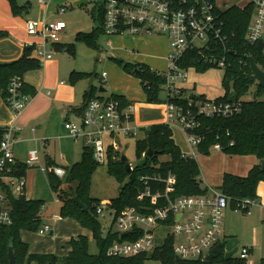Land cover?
<instances>
[{"label":"trees","instance_id":"16d2710c","mask_svg":"<svg viewBox=\"0 0 264 264\" xmlns=\"http://www.w3.org/2000/svg\"><path fill=\"white\" fill-rule=\"evenodd\" d=\"M10 13L13 16L25 17L31 8L29 0L19 3L18 0H6ZM252 5L244 7L231 5L226 9L215 8V14L221 23V38L212 40L206 49L198 52L194 49L186 52L179 65L182 68H194L198 71L210 67L223 69V94L214 98L219 102H236L239 108L233 113L222 116H204L197 113L194 103L205 99L202 94H195L186 88H180L179 93L168 100L184 110H190L196 121L191 132L199 141L196 151L208 154L213 144L219 143L222 152L229 155H253L259 162L254 164L244 176L224 172L218 189L228 198V205L242 213H247L250 207H244L242 202L257 199L256 185L264 181V88L258 84L249 69L247 56H252L257 66L264 71V55L255 46L245 41L246 26L252 14ZM103 0L91 12L94 21L92 29L88 32L78 31L74 35L75 41H82L92 49H98V40L103 35ZM8 36L5 29H0V39ZM60 45H56L60 48ZM67 51L74 53V43L66 44ZM33 46H25L21 55L9 61L0 62V97L5 99L9 79L13 76L23 77L27 71L40 67V62L31 55ZM211 56V57H209ZM214 58V60H211ZM115 63L128 74L139 79L145 95V101L150 103L164 102L159 98L161 87L165 82L164 74L154 70L142 62L124 61L113 58ZM222 60V65L219 64ZM97 76L96 73L72 70L68 75L70 83L79 78ZM253 86L252 96L246 97L249 88ZM22 90L32 96L35 88L23 81ZM93 97H102L97 93V88L89 85L83 93V101L75 111L81 114L86 102ZM108 98H113L121 107L131 105L130 101L120 93H111ZM189 99L191 100L188 104ZM6 126L0 125V139ZM144 135L135 141V156L139 159L129 174L124 168L125 162L108 154L107 171L120 185L118 194L105 201L108 208L114 209L115 214L126 206H136V193L142 184L138 177L141 175L160 173L165 176L168 172L175 177L172 197L181 195H200L206 192V187H201L197 179L199 167L194 158L183 156V153L172 137V130L167 123L151 124L143 128ZM150 148L153 153L146 156ZM166 158L162 159L161 157ZM97 163L92 154V149L82 146L79 161L65 166L62 178L54 174L47 175L50 188L60 200L59 215L62 218L75 220L80 226L90 232L97 251L89 252V237L84 234L69 237L65 244L69 247L65 254L32 252L28 242L22 240V230L37 232L43 224L41 209L44 205L42 199L26 198L23 194L10 197L12 222L9 225H0V264H8V248L11 247L16 264H147V259L158 260L160 264H246L245 259L230 257L224 259L223 246L218 247L214 259L210 262L200 260L176 259L173 254L170 240L166 241L163 248L151 253H142L132 257H112L106 254V249L116 239L117 234L109 229L102 231L98 220L96 207L101 203L89 195L90 177ZM27 165L18 162L15 165V174L23 176ZM74 183V186L71 185ZM63 186V187H62ZM77 197L85 207H80L74 201ZM51 233V231L49 232ZM258 264H264V257Z\"/></svg>","mask_w":264,"mask_h":264},{"label":"built area","instance_id":"2783aa9c","mask_svg":"<svg viewBox=\"0 0 264 264\" xmlns=\"http://www.w3.org/2000/svg\"><path fill=\"white\" fill-rule=\"evenodd\" d=\"M45 5L46 0H34ZM252 5V14L245 30V41L256 47L263 42L260 52L264 51V0H247L244 6ZM243 6V7H244ZM103 35L105 36H163L169 39V52L165 58L167 65L163 71L165 82L161 87L164 92L165 122L174 123L186 137L187 145L196 149L199 139L191 132L196 121L191 111L184 110L168 100L179 93L182 82L186 80L187 68L179 65L184 54L192 49L201 52L209 43L221 38V23L215 14L218 7L216 0H103ZM65 6L57 11L63 13ZM66 28L61 20H50L42 16L36 20H26L24 29L28 36L37 37L32 52L39 62L52 57L53 45L59 41ZM110 45V43L107 41ZM264 55V54H263ZM211 57V56H209ZM214 60V58H211ZM222 65V60L219 62ZM106 72H101L104 80ZM23 78L13 76L9 79L4 103L16 119L25 109L31 96L22 90ZM191 100L189 99L188 104ZM197 113L204 116H226L239 108L236 102H219L214 98H205L194 103ZM131 105L124 107L108 97L89 99L77 120H66L63 127L74 139L81 140L84 146L92 149L97 163H107L108 154L119 158L117 135H130L134 128ZM19 127L6 125L0 139V225L12 222L10 197L23 194V176L15 174L16 160L13 153L15 134ZM210 150H221L219 143ZM183 156H187L184 152ZM39 163L36 149L28 152L25 164L29 167ZM42 171L62 178L65 174L61 166H39ZM133 168V165H130ZM142 184L136 193V206H126L115 214L106 202L96 207V213L103 209L110 210L111 223L105 226L117 234L106 249L112 257H132L142 253H151L163 248L170 240L173 254L181 260L206 261L205 257L212 247L223 243L224 211L228 207V198L218 188L206 187L200 195H181L172 197L175 177L168 172L141 175ZM253 200L242 202L244 207H251ZM250 209V208H249ZM115 227L113 230L112 227ZM51 231V225L44 223L37 233ZM129 232L128 235L121 236ZM220 247V246H218ZM217 247V249H218ZM217 251V250H216ZM238 258L246 259L248 247L237 250ZM216 255V252H215ZM215 257V256H214Z\"/></svg>","mask_w":264,"mask_h":264},{"label":"rangeland","instance_id":"374dc122","mask_svg":"<svg viewBox=\"0 0 264 264\" xmlns=\"http://www.w3.org/2000/svg\"><path fill=\"white\" fill-rule=\"evenodd\" d=\"M26 0H18L19 3H23ZM31 3L30 17L37 18V16H43V11L40 15L36 14L37 3L34 0H29ZM76 0H48L46 8V18L51 20H61L66 23L65 33L61 35L62 43H74V53H70L65 50H56L52 53V58L47 61H53L56 64L53 67H48L46 71H43V65L38 68L40 70L34 75V78L38 82H42V79H46L48 82H57L60 79L64 80L65 84L70 90L68 94L72 96L74 102L78 105L82 101V94L84 90L88 88L90 84L95 85L97 88L102 87L105 89L102 94H109L110 92H124L128 96H133L140 99L141 95H144L141 88V84L138 78L132 74H128L119 67L113 58L108 57V53H111L115 58H120L124 61L142 60L147 63L149 67L157 71H163L167 65L164 57L169 52L167 37L159 36H145L139 35L133 36H105L101 35L98 40L99 49H92L88 47L82 41H75L74 35L78 31L88 32L92 29L94 21L91 17V12L96 8L101 0H87L83 4H74ZM7 4L5 7L8 10L9 6L6 0L3 2ZM216 3L220 9H226L231 5H237L243 7L247 0H216ZM66 6L63 13L58 12L56 9L60 6ZM5 15V13H4ZM17 17L24 19L23 17ZM20 23V21H16ZM110 41L111 46L107 43ZM264 54V51H262ZM32 55V51H31ZM96 73L97 76H91L89 78H79L70 83L68 79L69 70ZM106 72L104 80L101 79V72ZM223 69L217 67H210L203 71H198L192 67L187 69V76L185 85L191 89L195 94H202L205 98H216L223 94ZM44 88H50L49 85L44 84ZM253 86L249 88L246 94L247 98L252 96ZM159 98H164V92L159 93ZM1 98V97H0ZM4 101V100H3ZM65 94L57 96L55 91L51 97L44 96L43 92H39V96L36 103L53 105L54 102L60 104L64 103ZM131 105L132 121L130 126L134 128V132L130 135H117L119 143V154H124L127 158L129 165H135L139 162L135 156V141L141 139L144 135L143 128L145 124H157L160 123L163 114V103H150L143 100L133 102ZM5 104V103H4ZM3 107H5L2 104ZM134 117V118H133ZM29 124V122H28ZM172 137L178 144L181 151L187 156L194 158L198 167L199 175L197 177L201 187L219 188L222 176L219 177L217 170L222 166L219 157L226 155L231 157L232 161L237 157L247 155H229L222 151L210 150L206 154H200L195 148L192 150L188 147L186 137L179 130L176 124L171 123ZM23 131L26 128L23 127ZM25 136H29V131L24 133ZM78 146L81 148V140L77 141ZM29 144V143H28ZM225 156V157H226ZM114 157V155L112 156ZM224 157V156H223ZM226 157V159H227ZM115 158V157H114ZM166 158L165 156L161 157ZM225 172V171H224ZM229 173V172H228ZM32 177V181L30 180ZM123 184V183H121ZM118 181L108 173L106 163H101L95 167L90 177L89 195L101 202H105L110 198L115 197L118 194L119 187L121 185ZM74 186V183L71 182ZM31 188V192L30 189ZM63 187V186H62ZM23 192L27 197L42 196V200L45 202L46 214L52 215L54 213V228L52 233H44L38 235L36 232L22 230L20 236L23 240L29 243L31 250H49L50 252L64 251L65 245L61 246L69 236H76L78 234H84L89 236V252L95 253L97 251L94 241L90 236V232L80 226L75 220L70 218H62L59 215L60 200L57 198L56 193L50 188L46 182V176L39 170L32 168L31 175H28L24 182ZM239 211V210H238ZM225 213V211H224ZM110 210L103 209L102 213L98 215V220L102 227L110 226L111 223ZM63 219H70V223L62 225ZM72 221V222H71ZM113 230L115 227H112ZM239 246L238 248H240ZM264 250L260 251L257 246L254 247L253 252L250 254L248 260L256 259L259 261L261 256L264 257ZM233 257H238V252L233 254ZM147 264H160L158 260L147 259Z\"/></svg>","mask_w":264,"mask_h":264},{"label":"crops","instance_id":"0c3cea01","mask_svg":"<svg viewBox=\"0 0 264 264\" xmlns=\"http://www.w3.org/2000/svg\"><path fill=\"white\" fill-rule=\"evenodd\" d=\"M46 1L47 2L45 5L36 4L37 5L36 14L40 15V13H42L43 11L44 13L43 16L46 17L45 13L48 5V0ZM76 1H74V4H76ZM3 2L4 0H0V29L7 30L8 36L0 39V62L9 61L18 58L21 55L23 48L25 47L23 46L24 44L35 43L39 40L37 37L28 36L26 34L24 29V22L26 20H36L42 17V16H37V18L30 17V11L32 8L31 7L29 13L24 17L23 20L22 18L19 17L18 18L21 20H17L16 16L9 14L8 10L5 7L7 4H4ZM60 6H64V5H60ZM16 21H20V23ZM63 33H65V30ZM107 41L110 43L109 40ZM57 44L58 45L61 44L62 46H60V48H57L56 47ZM66 44L67 43L61 42V37H60L59 41L53 45V51L56 50L67 51V47L65 46ZM109 46H111V43ZM107 55L110 58H115L111 53H108ZM165 58L166 57H164V59ZM131 62H142L147 64L145 61L142 60H133ZM55 64L56 63L53 61L45 60L43 62H40V67L43 65V71H46L47 66L50 68L53 67ZM72 70L74 69H70L69 73ZM39 71L40 70L35 69V70L27 71L26 73L23 74L22 77L23 81H25L29 85H32L36 91L31 96L25 109L16 119H13L10 110L4 104L2 98H0V125L6 126L13 124L19 127V130L15 134V142L13 147V153L16 163L18 162L25 163V160L28 156V152L30 150L36 149L38 152L39 163L35 164V166L32 167L27 166L25 174L23 175L24 182L27 179L28 175H31L32 168L34 169L37 168L46 176V182L48 184L47 175L49 173L42 171L39 168V166L51 164L55 166H61L64 169L65 166H70L72 163L79 161L81 158L83 144L81 142V148L78 146L77 144L78 140H74L66 132V130L63 127V122L66 120H77V117L79 115L75 110L80 107L83 101V94H82V101L77 105L73 99H70L72 96L68 94L70 90L69 87L71 86L66 85L64 80L62 79H60L56 83L48 82L46 79H42V82H38V80L34 78V75ZM44 84L49 85L50 88H44ZM93 86L96 87L95 85ZM180 86L188 90H191L190 88H188L187 85H185V81L182 82ZM100 88L102 87L97 88V93L102 97H108L111 93H120L127 99V101H130L131 105L134 104L133 102L138 100L145 101V95H141L140 99L135 98L133 96H128L124 92H110L109 94L104 95L102 94V92H104L105 89L103 88L104 91H99ZM41 91L46 97H51L54 91L57 96L62 97V95L65 94V101L64 103L61 102L60 104L54 102L53 105H49L48 103L47 104L44 103L41 105L39 103L35 104V101L39 96V92ZM2 104L5 107H3ZM163 114L164 116L160 121V123L165 122L164 104H163ZM147 126H149V123L145 124V127ZM23 127L26 128V131H23L24 129ZM27 129L30 134L28 137L24 135V133L27 132ZM120 155L121 154H119V157ZM225 156L226 155L222 154V157H219L222 164V166L219 168V171L217 170V172L220 173L218 174L219 177L223 175L224 171L238 176H244L247 174L248 170L254 164L259 162L258 159L253 155L237 157V159H234L233 161L230 158L231 157L233 158L234 156L231 157L226 156L227 159ZM30 180L32 181V177H30ZM29 189L31 192L32 190L30 187ZM23 195L25 196L24 192ZM256 195H257V199L255 203L251 205L247 213L244 214L241 211L231 208L229 205L224 213L223 238H222V242L224 244L223 251L225 252L229 249H233L234 247H237L238 250L239 246L241 247L247 246L248 256L245 259L246 264L259 263V261H256L257 258L248 260L255 246H257V248L260 251L264 250V181H259L257 183ZM41 197L42 196H39V198L27 196L26 198L42 199ZM45 208L46 205L44 202V205L41 209V219L43 224L48 223L51 225V233H52L54 228L55 215L53 212L52 215L48 213L46 214ZM66 224H72L70 223V219H63L62 225H66ZM37 234L41 235L39 233ZM65 241H63V243L60 245L61 246L65 245L66 249L58 253H56V251L50 252L49 250H31L30 247L29 250L32 252L54 253L58 255L65 254L69 249V247L65 244Z\"/></svg>","mask_w":264,"mask_h":264},{"label":"water","instance_id":"95a60500","mask_svg":"<svg viewBox=\"0 0 264 264\" xmlns=\"http://www.w3.org/2000/svg\"><path fill=\"white\" fill-rule=\"evenodd\" d=\"M86 2H87V0H77L76 4L79 5V4H83ZM262 47H263V42H261V41L258 42V44L256 45V49L260 51L262 49ZM247 62H248L249 69L252 73L254 80L264 88V71L257 66V64L255 63L252 56H247ZM99 91H104V89L100 88ZM152 153H153V151L150 148H148L145 152V155L151 156ZM120 160L125 162L124 168L126 170V173L129 174L131 168H130L129 163L127 162V158L125 157L124 154L120 155ZM260 165H261V167H263L264 160L260 161ZM73 199H74L75 203H77L80 207H82V208L85 207V205L83 203H80L78 201L76 196H74ZM102 231H105V227H102ZM128 234H129V232H126V233H123L121 236L128 235ZM223 245H224L223 243H218L217 245L212 247L210 253L205 257V260L206 261L212 260V258H214V256H215V252L217 250V247L223 246ZM236 251H237V247H234L233 249H229V250L225 251L224 252V259L225 260L229 259L230 257L233 256L234 253H236ZM7 255H8V264H16L15 263V257H14V254H13L11 247L8 248ZM175 258L177 259L176 256H175Z\"/></svg>","mask_w":264,"mask_h":264}]
</instances>
